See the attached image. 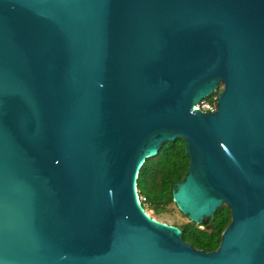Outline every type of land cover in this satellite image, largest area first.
Listing matches in <instances>:
<instances>
[{"label": "water", "instance_id": "water-1", "mask_svg": "<svg viewBox=\"0 0 264 264\" xmlns=\"http://www.w3.org/2000/svg\"><path fill=\"white\" fill-rule=\"evenodd\" d=\"M176 138L211 251L137 197ZM0 264H264V0H0Z\"/></svg>", "mask_w": 264, "mask_h": 264}, {"label": "trees", "instance_id": "trees-1", "mask_svg": "<svg viewBox=\"0 0 264 264\" xmlns=\"http://www.w3.org/2000/svg\"><path fill=\"white\" fill-rule=\"evenodd\" d=\"M218 92L219 89H216L203 100L215 105ZM187 160L180 138L163 142L154 155L144 159L137 171L135 187L140 205L145 211L159 215L168 206L174 205L171 190L185 173ZM229 218L228 208L221 205L201 223L188 220L173 226L180 229L182 239L192 247L211 251L217 247L220 233Z\"/></svg>", "mask_w": 264, "mask_h": 264}, {"label": "rangeland", "instance_id": "rangeland-1", "mask_svg": "<svg viewBox=\"0 0 264 264\" xmlns=\"http://www.w3.org/2000/svg\"><path fill=\"white\" fill-rule=\"evenodd\" d=\"M197 105H199V103H197ZM145 213H147V215H149L153 219L158 220L160 222H164L169 225H179L188 221L187 217L183 216L178 211L176 206L172 204L168 206L165 210H163L159 215H155L151 211H145Z\"/></svg>", "mask_w": 264, "mask_h": 264}, {"label": "built area", "instance_id": "built-area-1", "mask_svg": "<svg viewBox=\"0 0 264 264\" xmlns=\"http://www.w3.org/2000/svg\"><path fill=\"white\" fill-rule=\"evenodd\" d=\"M197 103H199V105H197ZM196 103V108H198L201 111H213L215 109V105L209 104L207 101L205 100H200Z\"/></svg>", "mask_w": 264, "mask_h": 264}]
</instances>
